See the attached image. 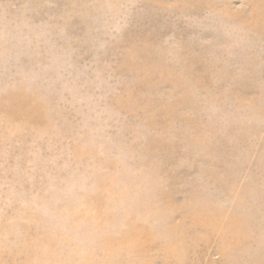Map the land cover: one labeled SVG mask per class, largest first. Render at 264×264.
<instances>
[{
  "label": "rangeland",
  "instance_id": "obj_1",
  "mask_svg": "<svg viewBox=\"0 0 264 264\" xmlns=\"http://www.w3.org/2000/svg\"><path fill=\"white\" fill-rule=\"evenodd\" d=\"M0 264H264V0H0Z\"/></svg>",
  "mask_w": 264,
  "mask_h": 264
}]
</instances>
